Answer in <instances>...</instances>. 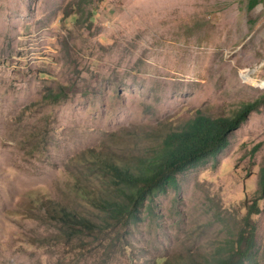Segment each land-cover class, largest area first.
Masks as SVG:
<instances>
[{
  "label": "rangeland",
  "instance_id": "374dc122",
  "mask_svg": "<svg viewBox=\"0 0 264 264\" xmlns=\"http://www.w3.org/2000/svg\"><path fill=\"white\" fill-rule=\"evenodd\" d=\"M248 4L0 0V264H214L228 254L259 195L264 104L219 155L146 204L109 249L96 248V232L66 233L46 211L64 204L100 223L72 187L80 177L100 189L89 148L120 164L151 154L197 110L232 115L264 95V0ZM59 87L65 98L41 101ZM258 205L256 260L264 264V197Z\"/></svg>",
  "mask_w": 264,
  "mask_h": 264
},
{
  "label": "trees",
  "instance_id": "16d2710c",
  "mask_svg": "<svg viewBox=\"0 0 264 264\" xmlns=\"http://www.w3.org/2000/svg\"><path fill=\"white\" fill-rule=\"evenodd\" d=\"M257 3L258 0H249L248 7L252 8ZM66 95L62 87L49 89L41 96V101L57 102ZM263 104L264 95H261L243 102L232 115L213 117L197 110L177 127L169 128L156 141L151 154H132L120 164L116 163L113 155L89 148V168L97 178L100 176V189L82 182L80 177H74L72 187L97 208L99 214L96 217L100 223L90 221L83 214L77 216L64 204L50 205L46 217L55 224L65 225L68 234H77V231L90 235L96 232V236H92L96 248L113 247L112 239L120 240L119 234L124 235L130 224L140 220L146 204L166 193L168 188H176L179 174L202 166L219 155L228 146L234 130ZM257 193L259 195L246 204L243 225L230 240L228 254L216 258L214 264H258L259 247L252 216L260 212L258 200L264 197V165L259 170ZM104 243L107 244L103 246Z\"/></svg>",
  "mask_w": 264,
  "mask_h": 264
},
{
  "label": "bare ground",
  "instance_id": "6f19581e",
  "mask_svg": "<svg viewBox=\"0 0 264 264\" xmlns=\"http://www.w3.org/2000/svg\"><path fill=\"white\" fill-rule=\"evenodd\" d=\"M249 79H250V78H249ZM249 79H248V80H249Z\"/></svg>",
  "mask_w": 264,
  "mask_h": 264
}]
</instances>
